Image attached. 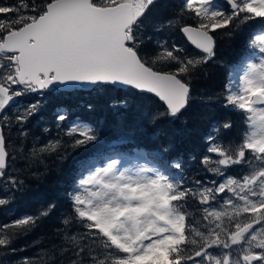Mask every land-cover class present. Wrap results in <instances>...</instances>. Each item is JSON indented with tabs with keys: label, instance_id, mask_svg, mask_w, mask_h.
I'll return each instance as SVG.
<instances>
[{
	"label": "snow or ice",
	"instance_id": "1",
	"mask_svg": "<svg viewBox=\"0 0 264 264\" xmlns=\"http://www.w3.org/2000/svg\"><path fill=\"white\" fill-rule=\"evenodd\" d=\"M155 4L156 0L0 3V182L17 191L22 187L23 179L8 170L5 129L16 125L19 135L27 137L24 125L39 110L37 102L10 118V107H20L17 97L86 87L128 88L152 94L165 106L145 113L146 119H175L193 99L192 78L216 55L214 33L227 30L234 35L257 19L264 27V0H183L166 25L177 26L195 51L157 40L158 51L149 56L144 46L152 37L145 36L143 26ZM186 16L191 22L181 23ZM248 46L250 53L233 67L224 90V107L240 112L246 127L238 142L227 144L213 141L220 127L228 130L231 123L214 127L200 161L206 172L223 179L187 185L180 160H174L171 172L128 166L117 147L126 142L121 135L108 144L112 151L101 163H79L67 193L69 208L57 229L60 244L39 264H264V32L250 38ZM120 106L127 108L128 101ZM67 115L66 110L58 111L57 127ZM65 135L73 137L69 146L74 149L105 143L86 122L74 123ZM61 149L60 139L51 140L40 148L34 145L27 156L38 159L41 153L57 152L63 158ZM233 166L246 171L226 175ZM189 200L204 206L197 208V220L190 219ZM8 202L0 198V205ZM55 208L49 204L36 216L0 225V248L11 243L6 228L27 230ZM76 225L81 230H75ZM22 264L34 262L25 257Z\"/></svg>",
	"mask_w": 264,
	"mask_h": 264
},
{
	"label": "trees",
	"instance_id": "2",
	"mask_svg": "<svg viewBox=\"0 0 264 264\" xmlns=\"http://www.w3.org/2000/svg\"><path fill=\"white\" fill-rule=\"evenodd\" d=\"M15 2L0 0V3L7 4ZM182 4L183 0H156L143 26L145 36L152 37L146 40L144 46L147 55L151 56L158 51L157 40H166L169 45L175 43L187 52L195 51L177 26L166 25V21L179 12ZM189 16L181 23L191 22ZM260 30H264V27H261L257 19L243 25L234 35H228L227 30L214 33L216 55L192 78L193 99L175 119L161 117L155 122L146 119L145 113L163 111L165 106L152 95L128 88L105 86L96 87L90 92L45 91L17 97L18 103L29 105L38 102L40 105L39 110L24 125L28 131L27 137L19 135L16 125L5 129L10 156L8 168L15 170H9V173L23 179L24 183L19 191L8 187L9 202L0 205V225H10L22 216H36L49 204H55L56 208L50 216L41 218L34 227L27 230L24 227L6 228L5 231L11 235V243L7 248H0V264H22L25 257L39 264L42 258H47L44 254L50 255L53 246L60 244L57 229L61 227L60 220L67 214V193L72 187L73 174L79 163L89 160L95 164L102 160L109 149L108 144L121 135L125 136L126 142L117 147L124 156L146 155L158 168L169 172L172 171L174 160H180L187 185L195 180H212V173L206 172L200 162L208 147L206 138L212 134L214 127L230 122L232 127L228 130L220 127L219 136L213 142L227 144L229 141H239L246 126L240 112L224 107L225 84L228 83L233 67L250 53L248 42ZM124 100L128 101L127 108L120 106ZM65 110L68 115L57 127V113ZM12 112V109L8 110L10 118L15 117ZM78 121L90 123L97 129L105 142L103 147L100 141L75 149L69 146L73 137L65 135V132ZM45 128L49 131L45 132ZM56 139L62 141L63 158L57 152L41 153L38 159L27 156L34 145L40 148ZM21 145L23 151L20 150ZM207 155L216 158L213 153ZM13 156L15 159H11ZM226 171L227 175L239 176L246 170L233 166ZM172 174L179 179L178 175ZM198 207L204 206L188 201L190 219H199ZM75 230H81L79 225L75 226Z\"/></svg>",
	"mask_w": 264,
	"mask_h": 264
},
{
	"label": "rangeland",
	"instance_id": "3",
	"mask_svg": "<svg viewBox=\"0 0 264 264\" xmlns=\"http://www.w3.org/2000/svg\"><path fill=\"white\" fill-rule=\"evenodd\" d=\"M261 32H264V30L257 31V32L253 35V37H254L255 35H257V34H260ZM252 58L255 59L254 56H253ZM36 103H37V102H36ZM16 104H19V105H20V107H19L18 110L16 109L15 105H13V106L10 108V109L13 110L12 113H14L15 115H17L18 112H22V111H24V110L27 108V106H28L27 103H24V104H23V103H18L17 101H16ZM29 105H31V104H29ZM39 105H40V104H39ZM9 114H10V113H9ZM9 114H8V115H9ZM104 150H105V148H104ZM107 153H110V148L108 149ZM107 153H105L104 156H106ZM127 156H129V155H125L124 157H125V164H127L128 166H132V167H138V166L157 167L156 164H155L154 162H152L151 159H150L149 157H147L146 155H143V154H136V155L129 156V157H127ZM214 159H215V158H214ZM101 162H102V160L98 161V162L95 163V164H98V163H101ZM95 164H93V165H95ZM212 166H214V165H212ZM9 168H10V167H9ZM9 168H8V170H11V169H9ZM225 174L227 175V171H226V170H225ZM211 176H213V174H211ZM212 179H215V180L219 181V180H222L223 177H220V176H213ZM208 181H209V180H208ZM8 190H9V188L6 187L5 184H4L3 182H0V198H7V199H8V196H9V191H8ZM6 205H7V204H6ZM8 215H10V214H8ZM9 219H10V218H9ZM256 228L258 229V228H259V225H257ZM257 251H259V250H257ZM256 264H259V262H256Z\"/></svg>",
	"mask_w": 264,
	"mask_h": 264
},
{
	"label": "water",
	"instance_id": "4",
	"mask_svg": "<svg viewBox=\"0 0 264 264\" xmlns=\"http://www.w3.org/2000/svg\"><path fill=\"white\" fill-rule=\"evenodd\" d=\"M184 36V35H183ZM184 38L186 39V37L184 36ZM186 41H187V39H186ZM188 42V41H187ZM189 43V45L191 46V47H193L194 48V46H192L191 44H190V42H188ZM94 88L93 87H86V88H82V89H80V90H77V91H90V90H93ZM120 89H127V88H120ZM134 90V89H133ZM136 91V90H135ZM61 92H65V93H70V92H73V91H61ZM138 92V91H137ZM139 93H141V92H139ZM144 94H148V93H144ZM148 95H152V94H148ZM152 96H154V95H152ZM155 97V96H154ZM158 99V98H157ZM16 101H17V98H16ZM162 103V102H161ZM12 107V106H11ZM10 107V108H11Z\"/></svg>",
	"mask_w": 264,
	"mask_h": 264
},
{
	"label": "bare ground",
	"instance_id": "5",
	"mask_svg": "<svg viewBox=\"0 0 264 264\" xmlns=\"http://www.w3.org/2000/svg\"><path fill=\"white\" fill-rule=\"evenodd\" d=\"M90 91H92V90H90ZM90 91H86V92H90ZM85 92V91H84Z\"/></svg>",
	"mask_w": 264,
	"mask_h": 264
}]
</instances>
